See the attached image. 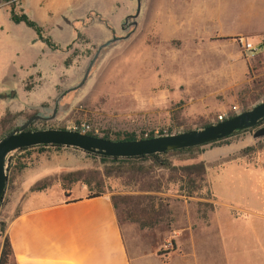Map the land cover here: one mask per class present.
Instances as JSON below:
<instances>
[{
    "label": "rangeland",
    "instance_id": "1",
    "mask_svg": "<svg viewBox=\"0 0 264 264\" xmlns=\"http://www.w3.org/2000/svg\"><path fill=\"white\" fill-rule=\"evenodd\" d=\"M218 2L139 0L138 13L132 17L135 0H26L28 17L62 45L61 51L51 50L30 28L13 25L0 11V135L32 114L48 116L56 98L54 115L33 119L29 129L60 128L94 135L125 132L139 138L199 129L217 114L225 118L239 112L240 106L249 108L264 98V60L259 48L244 49L235 38L241 35L252 44L257 38L244 31L217 32L257 25L263 22L264 11L217 12ZM191 12L197 15L193 22L187 15ZM113 36L119 38L100 47L86 78L76 86L96 47ZM254 129L204 144L193 158L175 154L167 158L173 166L200 158L210 167L235 158L264 166V148L255 149L264 137L253 138ZM9 157L15 167L3 191L0 220L17 211L12 202L27 194L28 183L39 181L49 188V193L30 196L27 203L36 205L56 199L60 187L79 183L62 182L64 174L82 170L90 177L88 172H97L96 180H101L97 189L107 193L114 205L132 264L136 257L142 264L174 260L173 230L187 226L186 218L194 212L198 223L206 219L210 228L214 209V225L221 226L224 235L211 241L219 248L206 253L219 262L230 258L235 244L231 232L247 228L242 220L245 214L232 212L219 201L215 206L204 179L190 185L184 178L179 181V173L162 168L105 176L96 158L71 147L13 151L6 163ZM39 171L44 177L34 181ZM212 183L247 201L252 210L247 221H254L264 242V168L237 171L223 179L213 176ZM97 189L90 183L87 194ZM191 190V197L184 196ZM178 254L182 261L183 254Z\"/></svg>",
    "mask_w": 264,
    "mask_h": 264
},
{
    "label": "crops",
    "instance_id": "2",
    "mask_svg": "<svg viewBox=\"0 0 264 264\" xmlns=\"http://www.w3.org/2000/svg\"><path fill=\"white\" fill-rule=\"evenodd\" d=\"M25 3L26 0H1L0 11H3L13 25L20 23L33 31L23 22H14L10 19L11 8L14 12L17 10L27 15ZM263 5L264 0H219L216 11L225 9L232 13L242 11L245 15H252L264 11ZM188 14L193 22L197 16L196 12ZM239 31L256 36L257 43H262L258 52L264 60V20L243 30L217 32V34L234 35ZM42 32L47 35L43 30ZM33 33L36 36L34 31ZM50 39L52 40L51 37ZM53 43L57 48L50 49L61 51L59 48L62 45L55 41ZM39 72L38 69L34 75L37 76ZM263 151L264 149L261 153ZM198 161L205 164L203 179L215 206L216 201H219L226 204L232 212L236 211L242 216L245 214L246 218L242 220L247 222V228L231 232L235 244L231 249L230 258L227 262H219L206 253L211 249H218L219 246L213 244V247L211 241L223 238L224 235L221 226L214 225V209L213 221L209 223L210 228L206 219L198 223L197 214L194 212L186 218L187 226L173 230L174 253L177 256L175 255L174 260H169L167 264H264V242L259 240L254 221H247L248 215L252 214L247 201L231 197L221 187H214L212 183L213 176L223 179L237 171L244 173L264 166L243 158L231 159L213 167L208 166L203 158ZM237 163L239 166L235 168L234 165ZM38 175L40 176L34 181L44 177L40 171ZM30 186L31 183H28L25 188L29 190ZM87 191L88 187L79 182L66 188L60 187L56 191V199L29 205L27 202L30 196L49 193V188L44 187L38 191L29 190L24 197L12 202L14 208L18 205V209L8 217L5 227V234L11 247L9 264H132L126 239L109 195L101 193L99 196L88 198ZM238 219L241 221V218ZM181 236L184 238L182 241L179 239ZM181 249L183 250L178 252ZM178 253L183 254L182 261L179 259L182 256ZM136 264H142L137 257Z\"/></svg>",
    "mask_w": 264,
    "mask_h": 264
},
{
    "label": "water",
    "instance_id": "3",
    "mask_svg": "<svg viewBox=\"0 0 264 264\" xmlns=\"http://www.w3.org/2000/svg\"><path fill=\"white\" fill-rule=\"evenodd\" d=\"M135 1V11L131 15L132 17H135L139 10V0ZM131 24H135L134 19L131 21ZM117 38L119 37L113 36L96 47L76 86L80 85L86 78L89 67L100 47ZM56 102L57 98L54 100V106L48 116L37 113L32 114L20 123L19 126L13 128L0 138V202L6 182V156L8 153L21 148L35 145H56L79 149L94 155L125 158L204 145L249 128H255L251 134L253 138L264 137V126H260L264 121V98L247 109L206 124V126L199 129H190L149 138L117 141L70 129L47 128L31 130L28 128V124L33 119L51 118L55 112Z\"/></svg>",
    "mask_w": 264,
    "mask_h": 264
},
{
    "label": "trees",
    "instance_id": "4",
    "mask_svg": "<svg viewBox=\"0 0 264 264\" xmlns=\"http://www.w3.org/2000/svg\"><path fill=\"white\" fill-rule=\"evenodd\" d=\"M10 19L14 22H18V21L23 22L25 25L31 27L33 29V31L35 32L36 36L41 41H43L49 48H51V49L57 48V46L55 45V43H53V41L50 39V37L43 34L40 26L35 21L31 20L24 13H22V12L15 13L11 8L10 9ZM261 45H262V43H260V46ZM244 109H247V107L240 106V111L244 110ZM233 114L234 113H229L227 115V117L231 116ZM215 121H218V120L215 119L213 122H215ZM206 124H209V123H204L203 126H206ZM252 129H254V128H249V129H245V130H241V131H251ZM10 130H12V129H8V130L4 131V133H2L0 135V138H2ZM31 130H35V129H31ZM184 131H186V130H184ZM88 134H92V133H88ZM163 134L164 133H159V135H163ZM92 135H94V134H92ZM97 136H100V137L105 138V139H110L113 141L137 139V138H135V136L133 134L125 133V132H122V133H119V132H114V133L103 132ZM149 137H153V136L151 134H146V135L139 136L138 139L149 138ZM219 140H215V141H212L209 143H214V142L219 141ZM201 146L202 145L188 147V148H182V149H177V150H172V151H167V152H162V153H155V154H151V155H142V156H137V157H125V158L106 157V156H101V155H93V154L86 153V152H84V153L91 155L98 160V162L102 166V174L105 176H108L112 173L119 174V173H124V172H128V171L138 173V174H143V173H149L153 168H162V169H167V170L172 171V172L179 173V181H181L182 178H184L183 181H185L186 183H188L190 185H194L195 180H197L198 182L203 181L205 164L202 161H197L195 163L185 164V165H181V166H173L170 163L167 156L175 154V155H178L180 157V159H190V158L194 157V154L196 153L197 149L200 148ZM47 147L61 148L63 146L35 145V146L27 147V148L17 149L14 152L19 154V153L26 152L29 150L43 149V148H47ZM65 148H67V147H65ZM263 148H264V143L257 145L255 149L259 150V149H263ZM14 167H15V162L13 164L12 158L9 157L7 160V163H6V182H5L4 190L6 188V183L8 181V177H9L10 173H12L14 171ZM17 168L20 169L21 165L17 166ZM85 172L86 171H82V170H75L72 172H68L61 177V181L64 183H72V182L78 181V182H81L82 184H84L85 186H87L88 189H89L90 183H93V185L95 186V189H97L98 186H101V180H99V177H98V180H96V176H98L97 172H94V173L88 172L90 177H87L88 175ZM84 174H86V175H84ZM40 183L41 182H39V181L34 183L32 186H30L29 190L34 191V190H39V189L44 188L45 185H42V184L40 185ZM62 187L66 188V186H62ZM198 187H199V185L196 186V188H198ZM181 189L182 188L180 187L179 190H181ZM101 193H103V192L100 189H97L95 192H93L91 194H87L86 197L90 198V197H94V196H99ZM191 193H192V190L187 191L184 194V196L191 197ZM0 204H1V202H0ZM6 223H7V220L6 221L0 220V238H1L0 264H9L11 261V247H10L7 235L5 234Z\"/></svg>",
    "mask_w": 264,
    "mask_h": 264
},
{
    "label": "built area",
    "instance_id": "5",
    "mask_svg": "<svg viewBox=\"0 0 264 264\" xmlns=\"http://www.w3.org/2000/svg\"><path fill=\"white\" fill-rule=\"evenodd\" d=\"M235 39L238 40V42L242 45V47L244 49H247L249 51L257 50L258 48H260V43L261 42H258L256 44H252L251 42L247 41L246 38H244L241 35H238ZM216 119L217 120H221V119H223V117H222L221 114H217Z\"/></svg>",
    "mask_w": 264,
    "mask_h": 264
},
{
    "label": "flooded vegetation",
    "instance_id": "6",
    "mask_svg": "<svg viewBox=\"0 0 264 264\" xmlns=\"http://www.w3.org/2000/svg\"><path fill=\"white\" fill-rule=\"evenodd\" d=\"M126 21H127V20H126ZM126 21H125V22H126ZM124 25H125V24H124ZM124 25H123L122 27H124Z\"/></svg>",
    "mask_w": 264,
    "mask_h": 264
}]
</instances>
